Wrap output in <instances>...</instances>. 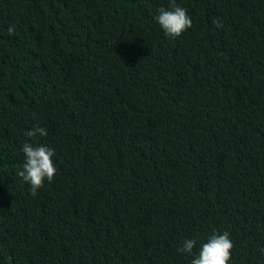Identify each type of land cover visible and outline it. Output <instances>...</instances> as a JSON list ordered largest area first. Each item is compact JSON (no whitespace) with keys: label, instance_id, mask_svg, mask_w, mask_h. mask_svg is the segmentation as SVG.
Segmentation results:
<instances>
[{"label":"trees","instance_id":"obj_1","mask_svg":"<svg viewBox=\"0 0 264 264\" xmlns=\"http://www.w3.org/2000/svg\"><path fill=\"white\" fill-rule=\"evenodd\" d=\"M176 3L169 39V0H0V264H191L224 231L264 264V0ZM25 142L55 150L35 195Z\"/></svg>","mask_w":264,"mask_h":264},{"label":"clouds","instance_id":"obj_2","mask_svg":"<svg viewBox=\"0 0 264 264\" xmlns=\"http://www.w3.org/2000/svg\"><path fill=\"white\" fill-rule=\"evenodd\" d=\"M160 28L169 39L179 38L185 31L192 27L191 17L187 9L177 5L176 0H169V7L159 8V14L155 17ZM216 27H222V22L214 20ZM9 35L14 33V26L8 28ZM27 137L35 138L47 136L45 128L36 126L27 131ZM24 163L20 166L17 175L30 185L32 194L45 186V182L51 183L56 176V167L53 162L55 150L41 145L25 142L22 146ZM197 241L194 238H186L178 251L182 254L193 253ZM234 245L227 231L212 235L206 243L200 247L198 255L191 260V264H228L231 259V251Z\"/></svg>","mask_w":264,"mask_h":264}]
</instances>
